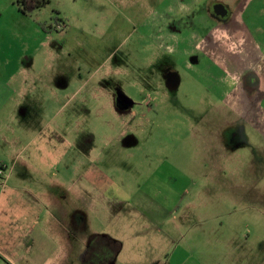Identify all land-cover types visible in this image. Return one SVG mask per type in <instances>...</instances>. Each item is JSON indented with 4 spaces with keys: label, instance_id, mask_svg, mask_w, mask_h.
<instances>
[{
    "label": "rangeland",
    "instance_id": "obj_1",
    "mask_svg": "<svg viewBox=\"0 0 264 264\" xmlns=\"http://www.w3.org/2000/svg\"><path fill=\"white\" fill-rule=\"evenodd\" d=\"M212 1L229 8L230 27L247 29L246 34L234 32V38L217 30L223 48L230 52L242 41L245 49L250 46L263 54L264 0H244L249 6L238 14L242 0ZM168 2L51 0L41 11L24 16L16 0H0V77L7 79L28 56L27 74L40 76L32 83L38 92H28L26 115L12 104L0 114L12 126L5 135L37 137L66 101L64 93L84 83L88 90L99 84L104 107L93 100L90 111L84 104V110L73 111L82 98L74 97L72 137L74 142L86 136L94 139L102 150L87 161L114 174L116 183L130 191L132 202L95 218L96 234L122 243L125 264L139 259L164 264L173 252L184 259L186 252L194 255L189 264L209 262L207 253L194 252H237L233 264H264V65L256 59L242 73L221 71V79L234 80L226 78L220 92L219 83L187 69L178 54L168 53L166 46L173 49L186 35H175L170 27L168 32L164 24L162 37L161 20L179 18L180 25L191 24L177 15L189 12L190 3L172 5L171 0L168 17ZM193 33L187 43L204 41ZM170 72L178 74L176 88L170 85ZM50 87L58 91L57 101ZM226 92L233 94L228 102L220 94ZM111 120L119 122L117 128H86ZM24 125L27 129L21 128ZM208 131L220 134L224 152L210 150ZM81 151L75 145V152ZM1 163L10 168L12 162ZM73 232L79 237L76 251L81 246L90 250L94 235L79 231L77 225ZM130 252L134 256L128 257Z\"/></svg>",
    "mask_w": 264,
    "mask_h": 264
},
{
    "label": "crops",
    "instance_id": "obj_2",
    "mask_svg": "<svg viewBox=\"0 0 264 264\" xmlns=\"http://www.w3.org/2000/svg\"><path fill=\"white\" fill-rule=\"evenodd\" d=\"M179 1L181 0H173L172 5ZM188 2L191 3V9L198 6L194 5L197 4L196 0H188ZM245 2L242 0L238 5L236 14L246 12L249 5ZM172 5L169 0L165 7L166 14L171 12ZM24 16L26 15L24 14ZM161 21V24H158V32L164 37L165 29L163 28L166 23ZM240 21H242L241 18ZM230 29L232 38L235 37V33H247L244 26L233 25ZM219 35L220 33L218 32L217 35L216 31L211 34L212 41L209 42L208 54L213 58L212 63L206 62L202 64V69H199L187 62L188 69L199 72L200 76L219 83L217 88L220 89L223 84H226L224 80L230 77L221 79L218 75L221 74L222 69L223 72L242 73L256 59L264 65V53L262 54L260 50L254 52V48L249 46L248 49H245L246 46L243 45L229 48L230 52H227L220 42ZM188 39L189 37L186 36L181 41L186 40V44ZM163 41L166 43V40ZM31 58L32 56L21 58L20 67H17V70L12 72L7 79L0 77V114L9 104H12L14 108L21 107L20 113L27 114L23 106L28 102L27 97H30L28 92H32V94L38 92L39 89L32 83L36 84L35 82L40 78L35 74H27L24 64L28 61L30 63ZM230 79L234 80L231 77ZM81 90L86 94L88 91L89 96H82ZM57 92V90L50 91L51 98H54L55 101L58 98ZM101 92L99 84L97 88L88 90L84 83L83 88L64 93L63 98L67 99L47 120L46 131L43 132L41 129L39 135L37 134V137L32 139H23L21 133L14 134L12 139L8 138L5 132L12 128L9 118L0 119V164L4 165L1 163L3 160L12 162L10 168L9 165L7 167L0 165L2 169H0V264L126 263V260L122 259L123 256H126L125 252H122V243L111 235L96 234L93 227L95 218L101 219L102 216H105L107 209L121 206L123 202L131 203L130 191L116 183L113 179L114 174H107L105 168L103 171L94 162L87 161V156L99 154V151L102 150L98 144L94 143L93 138L86 136L74 142L72 137L74 121L71 119L70 111L71 107L75 106L74 97L81 96L82 98L81 104L77 105L79 107L73 111H77L79 108L83 109L84 106H87L85 109L90 111L94 107L88 105L89 101L93 102L94 100L98 104L102 101V107L105 106ZM220 94L222 99L227 102L230 95H233L230 92ZM230 107L233 111L235 110L234 107ZM116 117L114 116V118ZM117 123L119 122L115 120L97 121L88 124L89 126L86 128L113 129L117 128ZM85 126L86 124H84ZM21 128L27 129L25 125ZM61 130L65 131V135L61 133ZM206 137L210 150L224 152L220 134L208 131ZM75 145L77 151L82 150L81 153L75 152ZM79 160L82 161L79 162ZM64 166L66 168H61ZM106 166H109V163ZM74 225L78 226L79 231L85 230L88 235H94L90 241L100 237L118 243L119 251L108 263H104L103 255L96 253L97 257H95V252H87L89 250L83 246L76 251L75 241L79 237L74 238ZM178 253L173 252L172 255H169V260L163 263L189 264V259L194 257L186 252L187 258L184 259ZM201 253L208 254V264H233L232 257L237 252H194L193 254L201 255ZM132 256L134 254L130 252L128 257ZM132 263L147 264L144 259L135 260ZM237 263L240 264L239 261Z\"/></svg>",
    "mask_w": 264,
    "mask_h": 264
},
{
    "label": "flooded vegetation",
    "instance_id": "obj_3",
    "mask_svg": "<svg viewBox=\"0 0 264 264\" xmlns=\"http://www.w3.org/2000/svg\"><path fill=\"white\" fill-rule=\"evenodd\" d=\"M181 1L189 3L188 0ZM240 4L241 3H239V5ZM194 5L198 6H195L193 9L190 8V11H186V13L184 14H177L181 16V19H187V21L191 20V24L189 23V25H184L182 23L180 25L179 18H174L173 20L168 18V22L166 23L165 29L168 31L170 28H172L174 32L173 34L178 36H183V34H185L186 36L190 37L192 34H194L193 32L195 31L200 37H204V41L199 42L200 44L193 46L191 45V43L185 44L184 41H179L177 42V44H173L175 45L173 49H171V46H166V49H168V53L178 54L185 61V66L187 69V62H190L197 68L202 69V64L206 62L212 63L213 60V58L208 54V51L210 50L209 42L212 41L211 34L213 33V31L221 29L226 31L228 33V36L230 35L229 31L231 30V27L227 21L229 19L230 13L229 8L224 3H221L219 1L214 2L212 0H204L200 4L197 3ZM224 7L226 8V10L224 9ZM167 16L170 17L169 14H167ZM183 29H185L184 32H182ZM243 45H245V43L241 41L239 45L236 44L235 46L241 47ZM188 49H191L190 52H187ZM168 75L171 87L176 88L179 84L178 74L170 72ZM217 89L221 92L219 88ZM118 102L120 106H122V108L126 107L122 101Z\"/></svg>",
    "mask_w": 264,
    "mask_h": 264
},
{
    "label": "trees",
    "instance_id": "obj_4",
    "mask_svg": "<svg viewBox=\"0 0 264 264\" xmlns=\"http://www.w3.org/2000/svg\"><path fill=\"white\" fill-rule=\"evenodd\" d=\"M17 4L24 14H32L35 11L41 10L47 7L51 0H16ZM119 244L108 239V238H100L96 237L91 244V248L87 252H95V257H97L96 253L101 254L104 263H108L110 259H112L113 255H115L119 251Z\"/></svg>",
    "mask_w": 264,
    "mask_h": 264
},
{
    "label": "water",
    "instance_id": "obj_5",
    "mask_svg": "<svg viewBox=\"0 0 264 264\" xmlns=\"http://www.w3.org/2000/svg\"><path fill=\"white\" fill-rule=\"evenodd\" d=\"M224 9L226 10V8L224 7Z\"/></svg>",
    "mask_w": 264,
    "mask_h": 264
}]
</instances>
